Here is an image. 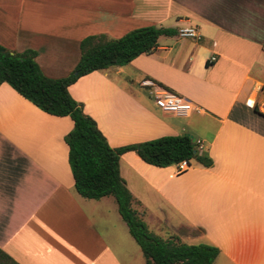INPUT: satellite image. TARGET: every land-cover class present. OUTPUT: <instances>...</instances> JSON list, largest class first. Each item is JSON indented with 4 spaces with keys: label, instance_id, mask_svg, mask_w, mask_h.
Instances as JSON below:
<instances>
[{
    "label": "crops",
    "instance_id": "obj_1",
    "mask_svg": "<svg viewBox=\"0 0 264 264\" xmlns=\"http://www.w3.org/2000/svg\"><path fill=\"white\" fill-rule=\"evenodd\" d=\"M150 26L196 27L200 38L161 37L150 54L83 76L69 94L111 148L184 134L201 142L212 166L191 160L180 174L134 152L120 157L134 210L146 223L149 191L171 210L154 213L155 235L191 241L182 230L199 231L232 264H264V117L245 105L264 86V0H0V46L35 51L52 79L74 70L84 38ZM146 79L198 111L163 113ZM72 128L0 85V251L17 264H145L114 198L75 191L64 141Z\"/></svg>",
    "mask_w": 264,
    "mask_h": 264
},
{
    "label": "trees",
    "instance_id": "obj_2",
    "mask_svg": "<svg viewBox=\"0 0 264 264\" xmlns=\"http://www.w3.org/2000/svg\"><path fill=\"white\" fill-rule=\"evenodd\" d=\"M178 36L172 28L143 27L119 39L88 36L79 44L80 59L64 78L46 77L36 63L37 53L26 50L11 53L0 46V85L5 83L42 112L69 117L72 130L65 136L68 164L74 188L82 198L98 200L113 197L122 221L139 247L145 264H213L219 249L211 245H187L177 237L167 240L149 231L132 208L133 197L120 176V157L134 152L147 165L166 168L195 160L209 168L213 162L197 149L189 135L163 136L120 148H111L96 122L83 111L68 88L93 72L123 67L140 55L150 54L161 37ZM0 264H17L0 251Z\"/></svg>",
    "mask_w": 264,
    "mask_h": 264
},
{
    "label": "built area",
    "instance_id": "obj_3",
    "mask_svg": "<svg viewBox=\"0 0 264 264\" xmlns=\"http://www.w3.org/2000/svg\"><path fill=\"white\" fill-rule=\"evenodd\" d=\"M179 38L198 40L200 35L196 27L183 28L178 31ZM215 58H212L214 61ZM141 86L148 90L149 96L153 99L154 104L165 114L174 115L180 118L189 117L193 112L198 111L186 98L159 86L152 80H143ZM248 109L264 117V86L257 89L254 96L248 98L245 102ZM197 149L202 151V144L196 141ZM176 166L177 173L180 174L189 168L188 161H182Z\"/></svg>",
    "mask_w": 264,
    "mask_h": 264
},
{
    "label": "rangeland",
    "instance_id": "obj_4",
    "mask_svg": "<svg viewBox=\"0 0 264 264\" xmlns=\"http://www.w3.org/2000/svg\"><path fill=\"white\" fill-rule=\"evenodd\" d=\"M96 36H100V35H96ZM103 36H105V35H103ZM105 37L108 38V39H111V38H109L107 36H105ZM117 39H119V38H117ZM137 191H138V188L136 187V190H134V193H136V195H138ZM143 197H144L145 201H147V204H148L147 210H145L146 215H145L144 219H145V221L147 223L149 231L152 232L153 234H157V221L154 219L155 218V214L154 213H158L159 219H161V218H163L165 216V214L167 216H169L171 214V210L169 209L170 207H168L165 204H160L159 205L157 203V199L154 198V196L149 191H148V193L144 194ZM156 203L159 205L158 208H157V212H156L155 206H154ZM132 208H133V206H132ZM161 220H163V219H161ZM182 233L192 236V240L191 241L185 240L184 237H182V239L180 240V241H183L187 245H208V243L204 239V237H202V235H199V231H193V230L185 229V230H182ZM166 234H167L166 232L164 234H162V239H164V240L168 239V238H165V236H164ZM163 236H164V238H163ZM213 264H232V262H229L223 256H219L218 255V257L216 258V260L214 261Z\"/></svg>",
    "mask_w": 264,
    "mask_h": 264
}]
</instances>
